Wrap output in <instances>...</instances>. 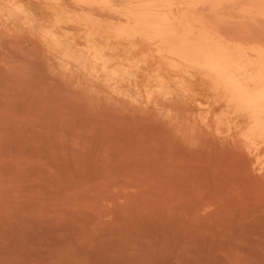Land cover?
<instances>
[{"label": "rangeland", "instance_id": "1", "mask_svg": "<svg viewBox=\"0 0 264 264\" xmlns=\"http://www.w3.org/2000/svg\"><path fill=\"white\" fill-rule=\"evenodd\" d=\"M261 1L194 10L264 50ZM94 12L111 27L91 38L98 52L82 46L76 0H0V264H264V154L242 137L248 117Z\"/></svg>", "mask_w": 264, "mask_h": 264}, {"label": "bare ground", "instance_id": "2", "mask_svg": "<svg viewBox=\"0 0 264 264\" xmlns=\"http://www.w3.org/2000/svg\"><path fill=\"white\" fill-rule=\"evenodd\" d=\"M221 1L191 0L190 5L175 0H126L124 6L117 7L112 0H76L85 19L75 22L83 24L88 33L82 46L98 52L91 38L105 35L111 27L104 29L98 25L94 21L98 17L94 10L98 8L106 14L118 15L121 21L112 31L116 37L130 41L135 52L140 45L150 44L159 57L172 61V68L183 64L210 82L213 90L223 91L235 112L248 117L242 133L248 148L252 152L263 148L264 154V50L260 46L243 48L238 43L230 44L213 26L206 24L202 16L195 14L194 8L199 3L216 11ZM261 3L264 5V0ZM176 9H180L179 15H175ZM151 53H145L143 59L153 56ZM132 62L137 64L134 59Z\"/></svg>", "mask_w": 264, "mask_h": 264}]
</instances>
